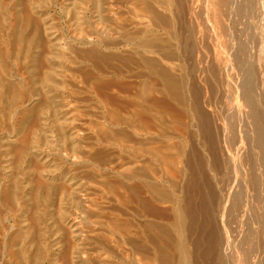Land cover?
<instances>
[{"label": "bare ground", "instance_id": "bare-ground-1", "mask_svg": "<svg viewBox=\"0 0 264 264\" xmlns=\"http://www.w3.org/2000/svg\"><path fill=\"white\" fill-rule=\"evenodd\" d=\"M60 1L0 0V264H264V0Z\"/></svg>", "mask_w": 264, "mask_h": 264}, {"label": "rangeland", "instance_id": "rangeland-1", "mask_svg": "<svg viewBox=\"0 0 264 264\" xmlns=\"http://www.w3.org/2000/svg\"><path fill=\"white\" fill-rule=\"evenodd\" d=\"M57 0H50L48 12L46 13L47 21L49 24H51L52 31L56 32L58 34L57 40L54 42L57 45H61L62 47H66L68 44L71 45L73 42V39H71L72 33L70 24V19H67V16L64 11H62L61 8V1L56 3ZM246 25L248 26V23L246 22ZM247 35L251 38H255V34L252 32H247ZM73 41V42H72ZM232 178V174H231ZM230 177L227 176V181L231 180ZM264 201V192L259 194H254V197ZM254 209V206L252 207ZM250 214V213H249ZM249 215H245V217H233L229 223V230L230 234L232 235V240L235 239L242 241V243L249 238L250 232L253 231ZM243 246V247H242ZM242 249L239 250V254H242V251H245L249 254L254 253V250L256 249V241H252L250 245L248 244H242ZM227 260L232 264L233 259L236 257V255L231 252L227 253Z\"/></svg>", "mask_w": 264, "mask_h": 264}]
</instances>
